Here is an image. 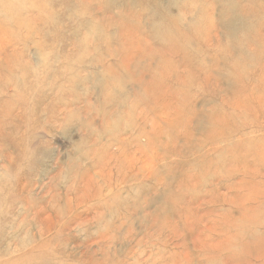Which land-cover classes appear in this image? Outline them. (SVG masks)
<instances>
[{
  "label": "rangeland",
  "instance_id": "374dc122",
  "mask_svg": "<svg viewBox=\"0 0 264 264\" xmlns=\"http://www.w3.org/2000/svg\"><path fill=\"white\" fill-rule=\"evenodd\" d=\"M13 1L0 264H264L263 0Z\"/></svg>",
  "mask_w": 264,
  "mask_h": 264
},
{
  "label": "bare ground",
  "instance_id": "6f19581e",
  "mask_svg": "<svg viewBox=\"0 0 264 264\" xmlns=\"http://www.w3.org/2000/svg\"><path fill=\"white\" fill-rule=\"evenodd\" d=\"M3 1H4V0H3ZM14 1H15V0H14ZM14 1H13V2H14ZM23 1H24V0H23ZM221 1H222V0H221ZM225 1H226V0H225ZM247 1H248V0H247ZM249 1H250V0H249ZM249 1H248V4H249ZM5 2H6V1H5ZM28 2H29V1H28ZM243 2H244V1H243ZM262 2H264V0H263ZM262 2H261V3H262ZM17 3H18V2H17ZM19 3H20V2H19ZM195 3H196V2H195ZM228 3H229V2H228ZM228 3H227V4H228ZM231 3H232V2H231ZM252 3H255V2H252ZM7 4H8V3H7ZM12 4H13V3H12ZM184 4H185V3H184ZM234 4H235V3H234ZM2 5H3V4L0 2V8L2 7ZM9 5H11V4H9ZM20 5H21V4H19V6H20ZM155 5H156V4H155ZM229 5H232V4L229 3ZM261 5H262V4H261ZM263 5H264V4H263ZM263 5H262V6H263ZM15 6H16V5H15ZM227 6H228V5H227ZM4 7H5V6H4ZM23 7H24V6H23ZM229 7H230V6H229ZM24 8L28 9L27 7H24ZM45 8L47 9V7H45ZM255 8H256V7H255ZM7 9H8V11H9V8H8V7H7ZM12 9H13V8H12ZM12 9H11V10H12ZM46 9H45V10H46ZM49 9H51V8H49ZM234 9H235V8H234ZM257 9H258V8H257ZM257 9H256V10H257ZM20 10H21V9H20ZM261 10L264 11V9H261ZM0 11H3L2 8L0 9ZM51 11H52V10H51ZM158 12H159V11H158ZM7 13H8V12H7ZM52 13H54V12L52 11ZM165 13H166V12H165ZM11 14H12V13H11ZM158 14H159V13H158ZM254 14H255V13H254ZM257 14H258V13H257ZM2 15H3V14H2ZM20 15H21V14H20ZM205 15L207 16V14H205ZM244 15H245V14H244ZM261 15H262V14H261ZM238 16H239V15H238ZM21 17H22V16H21ZM53 17H54V15H53ZM6 18H7V17H6ZM12 19H13V18H12ZM6 20H7V19H6ZM169 20H170V19H169ZM177 20H179V19H177ZM252 20H253V19H252ZM163 21H164V20H163ZM173 21H174V20H173ZM179 21H180V20H179ZM244 21H245V19H244ZM3 22H4V21H3ZM177 22H178V21H177ZM177 22H176V23H177ZM247 22H248V21H247ZM251 22H252V21H251ZM256 22H259V21H256ZM22 23H23V22H22ZM168 23H169V22H168ZM170 23H171V22H170ZM170 23H169V25H171ZM178 23H179V22H178ZM249 23H250V22H249ZM254 23H255V22H254ZM0 24H1V22H0ZM14 24H15V23H14ZM172 24H173V23H172ZM176 25H177V24H176ZM249 25H250V24H249ZM22 26H23V25H22ZM173 26H174V25H173ZM173 26H172V27H173ZM245 26H248V25L246 24ZM251 26H252V24H251ZM260 26H261V21H260ZM260 26L257 25V28L260 27ZM1 27H3V25H2ZM136 27H137V26H136ZM179 27H180V26H179ZM4 28H5V26H4ZM19 28H20V27H19ZM92 28H93V27H92ZM167 28H168V27H167ZM177 28H178V27H177ZM20 29H21V28H20ZM175 29H176V28H175ZM245 29H246V28H245ZM254 29H255V28H254ZM98 30H99V29H98ZM135 30H137V29H135ZM183 30H184V29H183ZM255 30L257 31V29H255ZM258 30H259V29H258ZM168 31H169V30H168ZM178 31H179V30H178ZM138 32H139V30H138ZM162 32H163V31H162ZM165 32H166V31H165ZM169 32H170V31H169ZM176 32H177V31H176ZM249 32H250V31H249ZM136 33H137V31L135 32V34H136ZM181 33H183V32L181 31ZM181 33L179 32L180 35H182ZM243 33H244V32H243ZM251 33H252V32H251ZM251 33H250V34H251ZM254 33H255V32H254ZM257 33H258V32H257ZM166 34H167V33H166ZM169 34H170V33H169ZM171 34H172V33H171ZM183 34H184V33H183ZM185 34H186V33H185ZM196 34H197V33H196ZM196 34H194V35H196ZM201 34L203 35L202 40H203V39L206 40V37H205V35L203 34V32H202ZM201 34L199 33V34H197V36L199 35V37H200V36H202ZM194 35L192 36L193 39H195V38L197 37V36H196V37L194 38ZM244 35H245V34H244ZM251 35H252V34H251ZM253 35H254V36H255V35L257 36V34H253ZM152 36H153V35H152ZM163 36H164V35H163ZM177 36H178V35H177ZM186 36H187V34H186ZM189 36H190V35H189ZM206 36H207V35H206ZM245 36H246V35H245ZM155 37H156V36H155ZM155 37H153V39H154ZM158 37H159V35H157V38H158ZM182 37H184V36H182ZM199 37H198V38H199ZM207 37H208V36H207ZM235 37H236V36H234V38H235ZM242 37H243V36H242ZM251 37H252V36H251ZM157 38H155V39H157ZM179 38H180V37H179ZM190 38H191V37H190ZM237 38H238V37H237ZM247 38H249V37H246L245 39H247ZM258 38H259V37H257L256 39L258 40ZM176 39H177V38H176ZM181 39H182V38H181ZM183 39H184V38H183ZM207 39H208V38H207ZM216 39H217V38H216ZM261 39H262V38H261ZM160 40H161V39H160ZM172 40H173V39H172ZM174 40H175V39H174ZM186 40H188V39L186 38L185 41H186ZM198 40L200 41L201 38L197 39V41H198ZM202 40H201V44L203 43ZM236 40H237V39H236ZM239 40H240V39H239ZM250 40H251V39H250ZM167 41H168V40H167ZM169 41H171V40L169 39ZM175 41H177V40H175ZM189 41H190V40H189ZM195 41H196V40H195ZM215 41H217V40H215ZM215 41H214V42H215ZM233 41H234V40H233ZM241 41H243V40H241ZM247 41H248V40H247ZM252 41H253V42H252ZM252 41H250V42L254 43V40H252ZM171 42H172V41H171ZM178 42H179V39H178ZM178 42H177V43H178ZM181 42H182V40L180 41V43H181ZM237 42H238V41H237ZM237 42H236V43H237ZM174 43H175V42H174ZM180 43H179V44H180ZM190 43H191V42H189L188 44H190ZM194 43L197 44L198 42H194ZM252 43H249V42H248L246 46H249V45H250V46L252 47ZM179 44H177V45H179ZM188 44H186V45L183 44V45H185V47H187ZM198 44H199V43H198ZM205 44H206V41H205ZM218 44H219V43H218ZM227 44H228V43H227ZM230 44H231V43H230ZM238 44H239V42H238ZM240 44H241V43H240ZM240 44H239V46H240ZM242 44H245L244 41H243ZM248 44H249V45H248ZM258 44H260V43L258 42ZM191 45H193V44L191 43ZM214 45H216V44L214 43ZM233 45H234V44H233ZM189 46H190V45H189ZM235 46H236V45H235ZM244 46H245V45H243L242 48H244ZM250 46H249V47H250ZM253 46H255V45H253ZM259 46H260V45H259ZM174 47H175V46H174ZM179 47H182V46H179ZM210 47H211V46H210ZM210 47H209V48H210ZM219 47H221V46H219ZM229 47H230V46H229ZM169 48H170V47H169ZM176 48H177V47H176ZM182 48L185 50L184 47H182ZM188 48L190 49V47H188ZM217 48H218V47H217ZM240 48H241V46H240ZM254 48H255V47H254ZM256 48H257V47H256ZM256 48H255V49H256ZM171 49H172V48H171ZM179 49H180V48H179ZM206 49H207V48H206ZM234 49H235V48H234ZM181 50H182V49H180L179 51H181ZM186 50H187V49H186ZM221 50H222V49H221ZM223 50H224V49H223ZM256 50H257V49H256ZM179 51L177 50L176 53L178 54ZM187 51H188V50H187ZM210 51H212V48L210 49ZM259 51H260V49H259ZM262 51H263V50H262ZM171 52H172V51H171ZM171 52H170L169 54H172ZM217 52H218V51H217ZM217 52H216V53H217ZM223 52H224V51H223ZM180 53H182V51H181ZM184 53H185V51H184ZM186 53H188V52H186ZM221 53H222V52H221ZM248 53H251V52H248ZM254 53H255V52H254ZM259 53H260V52H259ZM261 53H262V52H261ZM151 54H152V53H151ZM151 54H150V55H151ZM155 54H156V53H155ZM173 54H174V52H173ZM193 54H194V53H193ZM198 54H199V53H198ZM198 54H197V55H198ZM204 54H205V53H204ZM219 54H220V53H219ZM251 54H252V53H251ZM188 55H189V54H188ZM188 55H187V56H188ZM199 55H200V54H199ZM257 55H260V56H261V54H257ZM170 56H171V55H170ZM172 56H173V55H172ZM182 56H183V54H182ZM200 56H201V55H200ZM200 56H199V57H200ZM202 56H203V55H202ZM262 56H263V53H262ZM150 57H152V56H150ZM174 57H175V54H174ZM180 57H181V56H180ZM194 57H195V56L191 57V59H193ZM203 57H204V56H203ZM256 57H257V56H256ZM183 58H184V56H183ZM183 58H182V59H183ZM185 58H186V57H185ZM185 58H184V59H185ZM214 58H215V57H214ZM251 58H252V57H251ZM253 58H254V57H253ZM259 58H260V57H259ZM152 59H153V58H152ZM165 59H167V57H165ZM175 59H176V58H175ZM182 59H181L180 61H182ZM186 59H189V58H186ZM254 59H256V58H254ZM195 60H196V59H195ZM195 60H193V61H195ZM257 60H260V59L257 58ZM263 60H264V59H263ZM166 61H167V60H166ZM168 61H169V60H168ZM168 61H167V63H168ZM254 61H255V60H254ZM187 62H189V61H187ZM187 62L185 61L184 64H186ZM196 62H197V60H196ZM240 62H241V61H240ZM257 62H258V61H257ZM169 63H171V62H169ZM189 63H190V62H189ZM197 63H198V62H197ZM212 63H213V62H212ZM163 64H164V63H163ZM180 64H181V62H180ZM190 64H191V63H190ZM242 64H244V63H242ZM258 64H259V63H258ZM186 65H187V64H186ZM198 65H199V64H197V66H196L195 63H194L193 66H196V67L198 68V67H199ZM248 65H249V64H248ZM254 65H255V64H254ZM159 66H161V65H159ZM166 66H167V65H166ZM187 66H188V65H187ZM189 66H190V65H189ZM191 66H192V64H191ZM211 66H212V65H211ZM240 66H241V65H240ZM242 66H243V65H242ZM249 66H250V65H249ZM200 67H201V65H200ZM255 67H258V66L256 65ZM160 68H161V67H160ZM168 68H169V67H168ZM170 68H171V67H170ZM234 68H235V67H234ZM247 68H248V67H247ZM261 68H263V66H262ZM157 69H158V68H156V71H157ZM187 69H189V68H187ZM192 69H193V68H192ZM244 69H245V68H244ZM248 69H249V68H248ZM250 69H251V68H250ZM161 70H162V68H161ZM161 70H160V71H161ZM163 70H164V68H163ZM236 70H238V69H236ZM238 71H239V70H238ZM240 71H241V70H240ZM151 72H152V71H151ZM161 72H162V71H161ZM163 72H165V73L167 74L166 71H163ZM163 72H162V73H163ZM260 72H261V69H260ZM156 73H157V72H156ZM247 73H248V72H247ZM158 74H159V73H158ZM232 74H233V73H232ZM234 74H235V72H234ZM234 74H233V76H235ZM236 74H238V73H236ZM243 74H244V72H242V74H241V72H240V75H241V76H243ZM250 74H251V73H250ZM259 74H260V73H259ZM259 74H258V75H259ZM159 75H160V74H159ZM159 75H158V76H159ZM201 76H202V75H201ZM205 76H206V75H205ZM241 76H240L239 79H241ZM247 76H248V74H246V77H247ZM262 76H264V75H262ZM262 76L260 75V77H262ZM160 77H161V76H160ZM163 77H164V76H163ZM206 77H207V76H206ZM238 77H239V76H237L236 78H238ZM244 77H245V74H244ZM246 77H245V78H246ZM250 77H251V76H250ZM260 77H259V78H260ZM208 78H209V77H208ZM232 78H233V77H232ZM234 78H235V77H234ZM245 78H244V79H245ZM251 78H252V77H251ZM253 78H254V77H253ZM262 78H263V77H262ZM230 79H231V78H230ZM230 79H229V80H230ZM239 79H238V80H239ZM244 79H243V77H242V81H243ZM248 79H249V78H248ZM160 80H161V79H160ZM234 80H236V79H234ZM246 80H247V79H246ZM250 80H251V79H250ZM188 81H189V80H188ZM188 81H187V82H188ZM235 82H236V81H235ZM244 82L246 83L245 80H244ZM253 82H254V81H253ZM253 82H252V83H253ZM263 82H264V81H263ZM154 83H155V81H154ZM184 83H185V82H184ZM236 83H238V81H237ZM239 83L242 84L241 81H239ZM239 83H238V84H239ZM255 83H257V82L255 81ZM234 84H235V83H234ZM246 84H247V83H246ZM248 84H249V83H248ZM152 85H153V83H152ZM152 85H149V86H152ZM160 85H161V84H160ZM235 85H236V84H235ZM251 85H252V87L254 86L253 84H251ZM153 86H155V85H153ZM153 86H152V87H153ZM161 86H162V85H161ZM237 86L240 87V84L237 85ZM242 86H245V87H246V85H244V84H242ZM242 86H241V87H242ZM259 86H260V85H259ZM259 86H258V87H259ZM158 87H159V86H158ZM164 87H165V86H164ZM239 87H238V88H239ZM245 87H244V90H245ZM252 87H251V88H252ZM258 87H257V88H258ZM154 88H155V87H154ZM233 88H236V89H237V87H233ZM242 89H243V88H242ZM158 90H159V88H158ZM161 90H162V89H161ZM177 90H178V89H177ZM179 90L182 91V90H184V88H179ZM233 90H234V89H233ZM239 90H240V88H239ZM249 90H250V89H249ZM260 90H261V89H260ZM242 91H243V90H242ZM252 91H253V90H252ZM257 91H258V90H257ZM262 91L264 92L263 89H262ZM155 92H156V91H155ZM163 92H164V91H163ZM176 92H177V91H176ZM214 92H215V91H214ZM246 92H247V91H246ZM259 92H261V91H259ZM177 93H178V92H177ZM177 93H176V94H177ZM183 93H187V92H183ZM162 94H164V93H162ZM165 95H166V94H165ZM167 95H168V94H167ZM169 95H170V94H169ZM169 95H168V96H169ZM182 95L186 96L185 98L187 99V101H189L188 98H187L189 94L186 95V94H182V93H180V92H179V96L177 97V99H176V98H175V99H176L177 101H178L179 98L182 99ZM241 95H242V94H241ZM241 95H240V96H241ZM171 96H172V95H171ZM173 96H174V95H173ZM173 96H172V97H173ZM184 96H183V97H184ZM144 97H145V96H144ZM163 97H165V96L163 95ZM166 97H167V96H166ZM141 98H142V97H141ZM173 98H174V97H173ZM240 98H241V97H240ZM240 98H239V99H240ZM245 98H247V97H245ZM164 99H165V98H164ZM171 99H172V98H171ZM181 99L179 100V103H181V104H179V106H181V108H182V104L184 103V102H183L184 100H181ZM223 99H224V98H223ZM173 100H174V99H172V101H173ZM176 100H175V101H176ZM242 100H243V99H242ZM180 101H182L183 103L180 102ZM156 102H157V101H156ZM174 103H175V102H174ZM176 104H177V102H176ZM239 104H240V103H239ZM248 104H249V103H248ZM248 104H247V105H248ZM155 105H156V104H155ZM155 105H154V106H155ZM189 105H191V104H189ZM251 105H252V104H251ZM179 106H178V107H179ZM185 106H186V105H185ZM237 106H238V105H237ZM243 106H244V105H242V107H243ZM189 107H190V106H189ZM231 107H232V106H231ZM235 107H236V106H235ZM250 107H251V106H250ZM260 107H261V106H259V108H260ZM262 107H263V106H262ZM236 108H237V107H236ZM259 108H258V109H259ZM187 109H189V108H187ZM223 109H224V108H223ZM245 109H246V108H245ZM164 110H165V109H164ZM180 110L182 111V109H180ZM184 110H185V109H184ZM184 110H183V111H184ZM237 110H238V109H237ZM242 110H244V109H242ZM249 110H250V109H249ZM259 110H261V108H260ZM183 111H182V112H183ZM219 111H221V110H219ZM244 111L246 112V110H244ZM178 112H179V114H180V111H178ZM249 112H250V111H249ZM259 112H260V111H259ZM185 113H186V112H185ZM235 113H236V112H235ZM235 113H234V114H235ZM260 113H261V112H260ZM183 114H184V113H183ZM183 114H182V115H183ZM216 114H217V113H216ZM218 114H219V113H218ZM224 114H225V113H224ZM224 114H223V115H224ZM236 114H237V113H236ZM220 115H222V114L220 113ZM223 115H222V116H223ZM237 115H238V114H237ZM178 116H179V115H178ZM226 116H228V115H226ZM231 116H232V115H231ZM250 116H251V115H250ZM180 117H181V116H180ZM180 117H179V118H180ZM184 117H185V116H184ZM184 117H183V118H184ZM210 117H211V116H210ZM220 117H221V116H220ZM220 117H219V118H220ZM224 117H225V115H224ZM224 117H223V118H224ZM239 117H240V116H239ZM233 118H234V117H233ZM242 118H243V117H242ZM242 118H241V119H242ZM184 119H185V118H184ZM202 119H203V118H202ZM206 119H207V118H205V120H206ZM225 119H226V118H225ZM237 119H238V118H237ZM239 119H240V118H239ZM217 120H218V119H217ZM242 120H243V119H242ZM248 120H249V119H248ZM259 120H260V119H259ZM183 121H185V120H182V122H183ZM186 121H187V118H186ZM201 121H202V120H201ZM214 121H215V120H214ZM224 121H225V120H224ZM226 121H227V120H226ZM256 121H257V120H256ZM202 122H203V121H202ZM236 122H237V120H236ZM246 122H248V121H246ZM186 123H187V122H186ZM226 123H227V122H226ZM244 123H245V122H244ZM258 123H259V122H258ZM217 124H218V123H217ZM219 124H220V121H219ZM239 124H240V123H239ZM245 124H246V123H245ZM225 125H226V124H225ZM251 125H252V124H251ZM180 126H181V125H180ZM245 126H246V125H245ZM245 126H244V127H245ZM255 126H256V125H254V127H255ZM182 127L184 128V126H182ZM217 127H219V126H217ZM224 127H225V126H224ZM229 127H230V126H229ZM231 127H232V126H231ZM247 127H249V126H247ZM252 127H253V126H252ZM219 128H221V127H219ZM255 128H259L258 125H257V127H255ZM222 129H223V128H222ZM242 129H243V128H242ZM252 130H253V129H252ZM237 132H238V131H237ZM229 133H230V132H229ZM225 134H226V133H225ZM227 134H228V133H227ZM230 134H231V133H230ZM211 135H213V134H211ZM222 135H223V134H222ZM222 135H221V136H222ZM229 136H230V135H229ZM222 137H223V136H222ZM212 138H213V137H212ZM214 138H215V137H214ZM211 142H212V141H211ZM211 142H210V143H211ZM259 142H260V141H259ZM263 143H264V142H263ZM251 145H252V144H251ZM250 147H251V146H250ZM263 151H264V150H263ZM234 156H235V154H234ZM245 228H247V227H245ZM236 236H237V235H236ZM223 244H224V243H223ZM223 244H222V245H223ZM227 246H228V245H227ZM217 247H218V246H217ZM224 247H225V246H224ZM215 248H216V247H215ZM218 248H219V247H218ZM227 248H228V247H227ZM231 248H232V246H231ZM228 249H230V248H228ZM217 250H218V249H217ZM226 250H227V249H226ZM224 251H225V250H224ZM234 256H235V255H234Z\"/></svg>",
  "mask_w": 264,
  "mask_h": 264
}]
</instances>
